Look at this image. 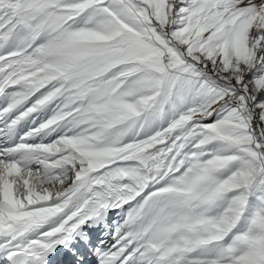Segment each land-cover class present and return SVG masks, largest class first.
<instances>
[{
	"label": "snow or ice",
	"instance_id": "snow-or-ice-1",
	"mask_svg": "<svg viewBox=\"0 0 264 264\" xmlns=\"http://www.w3.org/2000/svg\"><path fill=\"white\" fill-rule=\"evenodd\" d=\"M0 264H264V0H0Z\"/></svg>",
	"mask_w": 264,
	"mask_h": 264
}]
</instances>
